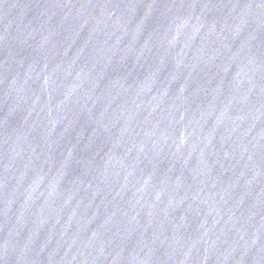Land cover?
I'll use <instances>...</instances> for the list:
<instances>
[{
	"label": "water",
	"instance_id": "1",
	"mask_svg": "<svg viewBox=\"0 0 264 264\" xmlns=\"http://www.w3.org/2000/svg\"><path fill=\"white\" fill-rule=\"evenodd\" d=\"M0 264H264V0H0Z\"/></svg>",
	"mask_w": 264,
	"mask_h": 264
}]
</instances>
